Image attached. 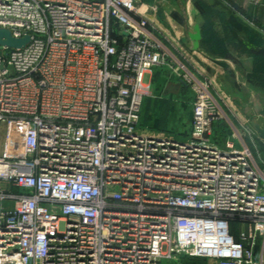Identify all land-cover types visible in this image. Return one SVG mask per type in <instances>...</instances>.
Returning <instances> with one entry per match:
<instances>
[{
	"label": "built area",
	"instance_id": "2783aa9c",
	"mask_svg": "<svg viewBox=\"0 0 264 264\" xmlns=\"http://www.w3.org/2000/svg\"><path fill=\"white\" fill-rule=\"evenodd\" d=\"M0 28L30 36L0 48V264H264V170L136 0H0ZM158 68L194 95L182 139L142 128Z\"/></svg>",
	"mask_w": 264,
	"mask_h": 264
},
{
	"label": "rangeland",
	"instance_id": "374dc122",
	"mask_svg": "<svg viewBox=\"0 0 264 264\" xmlns=\"http://www.w3.org/2000/svg\"><path fill=\"white\" fill-rule=\"evenodd\" d=\"M187 0H136V5L141 14L148 18L154 27H159L166 31L172 39L171 43L180 47V40L177 34L175 35L171 30L163 5L165 3L176 2L181 8V13L173 12L171 18H176L184 26L187 24ZM258 2V0H256ZM198 9L197 12H202L203 16L207 17V24L204 27L203 33L205 37L214 34L216 37L212 40L216 47L220 45L218 38H225L227 40L224 60L227 62H216V65L222 67L218 69L215 65L209 67L205 64L201 57L188 52L186 58L181 56L180 50L168 44L172 52L178 58L184 60L191 69L196 71L202 78L208 79L212 85L214 93L222 104V108L226 112L230 122L234 126L246 134V141L251 147L253 155L264 170V141L259 138L258 134L251 128L250 119L246 117L242 107L233 101L226 91L221 87L220 81H228L239 92L247 94L249 90H256L264 96V27L257 25L253 21V15L249 10L236 7L234 12L229 8L225 15L229 18V23L226 22L222 26H229V31L211 30L212 26L219 25L212 22H220L212 18L210 20V7L206 0H193ZM199 14V13H198ZM201 19V15L199 14ZM168 21V22H167ZM242 21V22H238ZM260 26V27H259ZM172 34V35H171ZM207 38L204 42H208ZM220 41V40H219ZM207 58V57H205ZM219 58V57H217ZM209 59V58H207ZM213 62L211 59H209ZM199 71V72H198ZM216 71V73H215ZM152 76V75H151ZM153 77L155 83L151 88V93L148 96L147 102L142 108L141 124L149 125L155 128H162L163 130L178 133L185 137L191 134L193 102L194 95L191 90L184 89L179 86L177 79L179 76L175 75L168 68H158L154 70ZM227 120H221L217 123L214 129L213 138L219 143L223 144L231 133V124ZM6 136V126L0 125V152L4 145ZM122 208V207H121ZM122 214L130 212L138 213V211H131L128 208L116 210ZM242 226L240 223H232V233L236 238L240 237ZM261 243V242H260ZM258 243V245H260ZM159 264H216L213 259L194 258L185 255H178L175 258H163Z\"/></svg>",
	"mask_w": 264,
	"mask_h": 264
},
{
	"label": "crops",
	"instance_id": "0c3cea01",
	"mask_svg": "<svg viewBox=\"0 0 264 264\" xmlns=\"http://www.w3.org/2000/svg\"><path fill=\"white\" fill-rule=\"evenodd\" d=\"M188 1V0H187ZM186 1V3H187ZM193 1V0H191ZM207 2V5L210 7L209 9H211V12L209 13L210 15V20H213L212 18H216L215 20H219L220 22H212V25L213 23H215L216 25L218 24L219 26L217 27H214L212 26L211 30H218V31H221V32H224V31H229V26H222V24L228 22L229 23V18L227 15H225L227 11V8H229V10H231V12H234L236 10V7H239V8H243V9H247L249 10V12H251V14L253 15L252 19L255 23H257V25H261V27H264V0H258V2L256 0H206ZM176 3V2H175ZM177 5V3H176ZM196 11H198V9L196 8L195 4H193ZM177 7H179L180 9V13L179 14H182L181 13V8L180 6L177 5ZM187 13L188 15L190 14H193L194 13V10H193V7L191 5H189L188 9H187ZM200 15H201V30H202V41H201V46H200V54L204 57H207L209 59H211L213 62H211L209 59H207V61H209L210 63H206L205 61V64L208 65L209 67H211L212 65H215V67H218V69H221L222 67H220L219 65H216L215 63L216 62H227L228 63L230 62L229 60L227 59H223V58H220V57H225L224 54H225V49H226V45L225 43H227V40L225 38H218V42H220V45L218 47H216V43L213 42L212 43V40H214V38L216 37L214 34H211L208 38L205 37L204 33H203V30H204V27L206 26L207 24V17L203 14L202 12H198ZM172 20L176 23H178L182 28H183V32H184V35H185V39L187 41H189V38H188V18H187V24L186 26H184L182 23H180L176 18H172ZM230 21H231V18H230ZM168 22V21H167ZM239 23L242 22V21H238ZM171 30L173 31V33L176 35V32H175V29L172 25L171 22H168ZM260 27V26H259ZM150 28L153 29L154 31L158 32L159 35L162 36V39L165 41V43L168 45H172V47H175L177 48L178 50H180V53H181V56H184L186 57L187 53L190 52L192 53L187 47L186 45L183 43V41L180 40V47L175 45L176 43H171L172 39L169 37L168 33L166 31H164L163 29H160L158 26L157 27H154L152 25V23L150 22ZM172 35V34H171ZM207 38V41L208 42H204V39ZM220 40V41H219ZM173 42V41H172ZM193 54V53H192ZM219 57V58H217ZM230 64V63H229ZM212 68V67H211ZM154 73V72H153ZM216 73V71H215ZM177 83L179 84L180 87L184 88V89H188V87L183 84L179 79L176 80ZM150 82H151V85L153 87V84L155 83V79L153 77V74L152 76L150 77ZM216 95V93H215ZM149 97H146L145 101H144V105L145 103L147 102V99ZM143 105V107H144ZM247 117V116H246ZM248 118V117H247ZM249 119V118H248ZM192 121H193V115H192ZM142 128L147 130L148 132H156V133H161V134H166L168 136H172L174 138H179V139H182L184 138L185 136L184 135H181V134H176V133H172V132H169V131H166V130H163L162 128H155V127H151L149 125H144L142 124ZM191 130H192V125H191Z\"/></svg>",
	"mask_w": 264,
	"mask_h": 264
},
{
	"label": "water",
	"instance_id": "95a60500",
	"mask_svg": "<svg viewBox=\"0 0 264 264\" xmlns=\"http://www.w3.org/2000/svg\"><path fill=\"white\" fill-rule=\"evenodd\" d=\"M189 5L193 7L194 13L188 16V38L185 39L183 28L171 18L173 12L180 13L179 7L175 2L165 3L163 9L169 17L179 40L183 41L186 47L197 57H201L206 63H210L200 54L202 41L201 20L191 0L187 1L186 10ZM30 42V36L24 38H15L8 29L0 28V48L20 49ZM211 64V63H210ZM220 81L221 87L226 91L230 98L237 102L243 109L244 114L250 119L251 127L258 134L259 138L264 141V96L256 90H249L247 94L237 91L230 82ZM183 83V82H182Z\"/></svg>",
	"mask_w": 264,
	"mask_h": 264
},
{
	"label": "bare ground",
	"instance_id": "6f19581e",
	"mask_svg": "<svg viewBox=\"0 0 264 264\" xmlns=\"http://www.w3.org/2000/svg\"><path fill=\"white\" fill-rule=\"evenodd\" d=\"M193 14H190L189 16H192Z\"/></svg>",
	"mask_w": 264,
	"mask_h": 264
}]
</instances>
